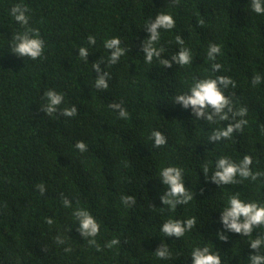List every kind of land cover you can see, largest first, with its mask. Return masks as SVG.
<instances>
[{
  "label": "trees",
  "instance_id": "16d2710c",
  "mask_svg": "<svg viewBox=\"0 0 264 264\" xmlns=\"http://www.w3.org/2000/svg\"><path fill=\"white\" fill-rule=\"evenodd\" d=\"M18 3L28 8V25L11 15ZM160 12H170L176 24L160 30L161 56L149 63L147 24ZM30 28L44 41L36 59L12 51L15 35ZM112 37L126 50L116 63L104 47ZM212 44L220 46L214 60L207 54ZM82 46L87 59L79 56ZM181 47L191 50V64L165 66ZM94 63L108 73V88L96 87ZM220 75L235 82L224 91L233 113L245 109L244 117L229 113L209 122L174 102L195 80ZM257 75L264 77V14L252 10L251 0H0V264H192V250L204 246L222 264H249L250 254L264 252L250 247L264 237V225L243 236L225 228L221 213L236 194L264 204V80L254 83ZM49 89L64 96L52 114L44 108ZM72 106L76 115H63ZM239 119L247 123L231 137L209 140ZM154 130L165 134V145L155 146ZM245 155L261 173L256 180L237 177L220 186L211 180L218 158L239 163ZM169 165L183 169L193 194L174 209L161 200L167 186L159 171ZM129 195L131 205L122 200ZM80 208L99 222L95 238L80 233L74 215ZM191 217L196 223L181 237L160 231L168 219ZM113 239L119 243L109 247ZM163 243L169 255L160 258L155 251Z\"/></svg>",
  "mask_w": 264,
  "mask_h": 264
},
{
  "label": "clouds",
  "instance_id": "9594fccd",
  "mask_svg": "<svg viewBox=\"0 0 264 264\" xmlns=\"http://www.w3.org/2000/svg\"><path fill=\"white\" fill-rule=\"evenodd\" d=\"M251 8L257 14H264V0H251ZM28 8L26 5L16 4L11 8V15L14 19L22 24L28 25L29 16ZM176 21L174 16L170 12L157 13L155 18L151 20L148 25V32L150 36L147 38V42L143 45L145 61L151 62L154 57H160L162 49L157 48L155 43L160 39V30H170L175 27ZM15 43L13 44L12 51L20 56L30 57L36 59L40 57L44 49V41L39 35L37 29H28L23 33L16 34L14 37ZM177 43L183 45L184 41L182 37L177 36ZM88 43L94 44L95 37L89 36ZM104 47L111 50V63H116L119 58L125 53V48L121 46V40L119 37H112L105 40ZM220 53V46L212 44L208 49V57L214 60L216 55ZM89 55V49L87 46L79 48V56L87 59ZM177 64L189 65L192 62L191 50L185 47H181L180 50L173 54L171 60H163L162 63L165 66H171L172 62ZM93 67L100 73L96 79L97 88H108V73L101 72L100 63H94ZM220 64H214L213 68L219 70ZM264 80V77L259 75L254 77V83L259 84ZM230 85L235 86V82L228 76L220 75L217 77H209L205 79H197L190 86V90L187 94H180L175 97V103H180L183 107H192L196 114V117H206L209 122L216 119L228 120L230 119L229 113H233L231 100L225 93V89ZM45 96L47 97V105L44 107L48 114L56 112L57 107L64 101L62 93H58L54 89H49ZM115 108H120L119 104L113 105ZM211 109V111H208ZM227 109V110H226ZM77 113L75 106L66 107L63 109V115L74 116ZM120 116L127 117L128 113L125 109L120 108ZM244 117L246 115L245 109L233 113V116ZM247 123L245 119L236 120L235 123H229L226 127H222L213 131L209 137L210 141H219L232 136V134L241 129L244 124ZM152 138L154 139L155 146L159 147L167 143V137L159 130L152 132ZM76 147L81 151L87 149V145L83 141H78ZM252 157L245 155L239 163L231 160L227 156L218 158L215 164V171L211 176L217 185H228L237 182V177L249 178L256 180L261 175L259 172H253ZM204 172L207 174L208 167L204 166ZM159 177L164 185L167 186L166 192L161 196L163 204L169 205L171 208H175L178 204H187L193 199V194L185 186L183 169L179 166L169 165L159 171ZM41 192L45 191L44 185H40ZM122 200L125 204H133L134 197L124 196ZM65 207H71L72 202L65 198L63 201ZM74 215L78 220V226L80 233L85 238H95L100 231V224L87 209L80 208L75 210ZM221 220L225 225V228L229 231L241 233L243 236H250L253 230L260 225H264V204H260L255 201H249L242 199L239 194L232 195L228 199L227 205L223 208L221 213ZM51 223V219L48 221ZM196 218L191 217L186 220L168 219L160 228V231L165 236L181 237L184 233L194 227ZM221 240H226L227 235L222 231L219 234ZM89 243H95L94 239L89 240ZM117 239H113L109 242V247L118 244ZM250 247L252 249L264 248V237L252 239L250 241ZM70 250V249H67ZM155 253L160 258H165L169 255L168 247L163 243ZM192 264H222V258L218 252L210 250L209 246L197 247L191 252ZM249 264H264V252L256 251L249 256Z\"/></svg>",
  "mask_w": 264,
  "mask_h": 264
}]
</instances>
